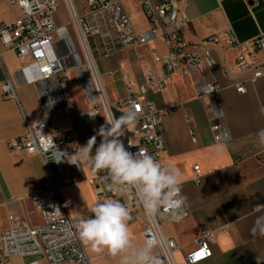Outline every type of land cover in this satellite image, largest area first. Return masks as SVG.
Listing matches in <instances>:
<instances>
[{"label":"crops","instance_id":"1","mask_svg":"<svg viewBox=\"0 0 264 264\" xmlns=\"http://www.w3.org/2000/svg\"><path fill=\"white\" fill-rule=\"evenodd\" d=\"M56 23L66 24L68 14L65 4L58 0ZM81 13L87 11L82 0H75ZM126 8L137 30H146L149 22L143 10L132 0ZM189 17V34L193 40L205 38L223 29L232 27L238 39L253 51L250 42L264 33V0H191L186 5ZM21 14V9L9 0H0V23L11 22ZM166 44L161 38L142 46H133L107 57L99 55L97 63L110 100L126 96L125 84L119 75L107 72L123 66L131 73H138L145 62L151 63L154 50L164 53ZM238 50L223 44L211 49L214 65L192 76L180 72L166 78L165 88L150 91L146 98L158 109L171 111L162 118L166 146L165 165H172L181 174L178 182L182 194L187 197L189 214L179 222L167 215L161 217L166 236L175 239L180 249L175 253L177 264H186L184 255L197 245L203 230L214 231L212 256L196 264H264V235L253 233L256 221L264 217V147L258 143L257 133L264 130V80L247 83L246 92L241 93L233 85L229 72H235ZM256 54V53H255ZM264 58V54H257ZM21 66L13 50H5L0 59V232L10 224L9 215H17L31 224L42 222V216L28 195L39 189L46 178L42 160L25 151H10L8 141L21 136L26 129L24 116L35 120L44 115V110L35 85H18L21 107L14 99L3 96L2 85L7 75L14 76ZM156 78L165 77L163 71L154 66ZM242 77V76H240ZM239 77V78H240ZM69 89L72 78L70 76ZM203 82L217 83L220 90L217 99L222 109L221 123L228 129L231 139L216 142L211 130V100L207 96L197 97L196 85ZM80 87V85H79ZM66 97L74 102L79 112L87 109V98L82 89ZM191 117L196 142L188 131L187 118ZM78 147L85 146L93 132L105 126L104 119L98 123L88 116L72 119ZM102 138L96 137V146ZM217 147H224L217 152ZM95 146L93 149V153ZM64 167L56 177L60 192L70 216L90 215L91 207L102 201L94 196V184L101 183L106 199L127 203L125 192L109 190L110 180L105 172H93L86 164L80 171L65 160ZM200 170V182L195 183L194 166ZM23 199H20L22 198ZM36 218H35V217ZM130 234L137 246L145 242L144 221L139 215H131ZM90 247L87 248L89 250ZM91 250V249H90ZM106 253H97L98 257ZM119 264V258L113 261ZM8 264H21L13 256ZM164 264V263H161Z\"/></svg>","mask_w":264,"mask_h":264},{"label":"built area","instance_id":"2","mask_svg":"<svg viewBox=\"0 0 264 264\" xmlns=\"http://www.w3.org/2000/svg\"><path fill=\"white\" fill-rule=\"evenodd\" d=\"M62 1L68 14L66 24L56 23L58 0H9L21 9V14L14 21L0 23V59L5 50H13L21 61L17 73L7 75L2 85L3 96L14 99L21 107L17 86L35 85L44 110V115L35 120L24 116L25 132L8 141L7 146L10 151L39 156L46 173L41 187L28 195L41 214L42 222L31 224L17 215H9V226L0 232V264H8L13 256L18 257L21 264H42L36 258L25 260L35 256L43 257L44 264H92L88 247L78 238L76 220L67 211L56 177L65 160L72 164V155L78 148V138L71 124L73 118L88 116L95 123L104 119L105 126L110 127L106 121L119 118L134 103L139 113L137 122L120 139L130 152L136 153L143 148L165 165L167 150L162 118L171 110L158 109L146 94L163 90L166 78L173 73L192 76L212 67L211 49L221 44L238 50L235 72H229L238 92H246L247 83L264 80V58L257 55L264 54V33L250 42L252 52L238 39L232 27L193 40L186 12L191 0H132L147 17L149 27L146 30L134 27L126 8L127 0H82L87 8L85 13L79 11L75 0ZM158 38L166 44V51L154 50L151 63L145 62L138 73H131L123 66L107 72L110 76L119 75L127 90L126 96L110 100L97 63L98 56L107 57ZM154 66L159 67L165 77L156 78ZM71 72L77 76L87 98V109L83 112L66 97ZM220 88L217 83L203 82L197 84L195 90L197 97L207 96L211 100L214 140L227 142L231 135L221 123L222 109L217 99ZM187 122L192 141L196 142L191 117ZM98 131L92 135L100 137ZM129 141L133 145H129ZM72 165L80 171V167ZM194 171L192 180L199 183L198 165L194 166ZM90 182L95 187V198L106 200L101 183L96 179ZM125 194V205L131 215H139L144 221V240L153 233L161 238L162 245L155 249L161 263L177 264L175 253L180 247L175 239L164 234L162 216L149 219L134 193L129 190ZM185 213L184 218L189 214L187 207ZM214 240V231H201L196 247L184 255L185 263L196 264L211 257Z\"/></svg>","mask_w":264,"mask_h":264},{"label":"clouds","instance_id":"3","mask_svg":"<svg viewBox=\"0 0 264 264\" xmlns=\"http://www.w3.org/2000/svg\"><path fill=\"white\" fill-rule=\"evenodd\" d=\"M261 112L264 114V109ZM138 115L133 103L119 118L106 121L110 127H100L99 145L96 146V136H92L85 146L77 148L72 164L78 167L86 164L93 172H105L110 180L109 190H131L149 219L167 215L179 222L186 214L187 205V197L182 194L178 182L181 174L143 148L136 153L130 152L120 139L135 125ZM257 137L259 145L264 147V130L259 131ZM129 145L133 144L129 141ZM224 150V147H217V152ZM90 213L87 217H79L75 228L81 243L93 252L118 257L119 264H161L155 252L162 245L161 238L153 233L143 245L137 246L130 234L132 216L124 203L106 199L94 204ZM252 231L264 235V217L257 219Z\"/></svg>","mask_w":264,"mask_h":264},{"label":"rangeland","instance_id":"4","mask_svg":"<svg viewBox=\"0 0 264 264\" xmlns=\"http://www.w3.org/2000/svg\"><path fill=\"white\" fill-rule=\"evenodd\" d=\"M70 76L72 78V84H71V88L68 91V95L73 96L76 92L77 89H82L81 86L79 87L80 83L77 79V76L75 75L74 72L70 73ZM35 217V216H34ZM36 218V217H35ZM89 258L91 259L92 264H113L116 258H113L112 256L108 255L106 252V256H101L98 257L96 252H93L92 250H87ZM39 259L41 261L42 264H44V260L43 257L41 256H35V257H26L25 260L26 261H30L31 259ZM118 258V257H117Z\"/></svg>","mask_w":264,"mask_h":264}]
</instances>
